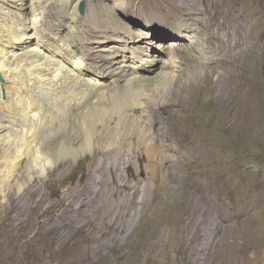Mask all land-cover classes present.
<instances>
[{"label": "rangeland", "instance_id": "1", "mask_svg": "<svg viewBox=\"0 0 264 264\" xmlns=\"http://www.w3.org/2000/svg\"><path fill=\"white\" fill-rule=\"evenodd\" d=\"M104 10H113L102 23L110 35L121 29L116 36L123 41L130 30L140 31L145 57L172 60L175 67L160 92L146 90L141 107L97 126L89 145L82 133L73 142L76 134L63 123L53 128L43 170H32L26 185L0 190V264H264V0H82L77 14ZM175 26L189 29L187 51ZM130 116L141 132L135 152L128 150ZM19 122L3 117L0 135L9 129L19 140ZM16 139L10 145L0 140V180H8L6 159ZM86 183L99 195L107 190L106 209L95 229L86 226L71 237L61 213L70 190ZM35 188L40 203L30 198ZM37 205H51L39 221Z\"/></svg>", "mask_w": 264, "mask_h": 264}, {"label": "bare ground", "instance_id": "2", "mask_svg": "<svg viewBox=\"0 0 264 264\" xmlns=\"http://www.w3.org/2000/svg\"><path fill=\"white\" fill-rule=\"evenodd\" d=\"M81 1L82 0H0V75H2L6 81L5 83L0 82V120H2L3 117H11L13 120H22L21 123H23L21 125L19 122V126H22L19 140L16 139L18 135L9 129L4 130L0 135V140L5 139L9 145L12 144L15 139L17 140V143L9 149L7 154L6 172L8 180L3 178V182L1 181L2 179L0 180V190L2 192H5L4 188L8 186V183L19 186L28 184L29 180L32 179V170H43L49 162V156H47L49 150H52L49 149L48 144L50 143V134H52L54 127H59V123H63L65 128L71 129L70 131L73 135L76 134L73 137V142H78L80 139L79 134L82 133L86 139L82 142H86V145H89L90 135L95 132L94 129L104 120L108 119V117L112 118V116H114L113 113L118 114V112L123 111L125 108L134 110L136 107L142 105L141 101L145 99L144 95L146 90L149 92L150 90L159 91L160 88L162 89L163 84L166 82L165 79L168 76V70L174 64L172 60L167 61L163 58L156 57V55H147L146 57L151 60L147 62V60H145L146 54L141 51V48H138L144 41V38L139 34V30V33L136 32L137 30H130L129 38L123 41L121 39L122 35H118L119 37L116 36L121 29L110 35L108 33L110 30L108 27H104L102 23L112 14L113 10H104L103 13L100 14L95 12L90 14L88 18H80L77 14V9ZM33 2L35 3L33 4ZM95 6L100 8V5L97 3ZM5 9L10 10H8L7 13L4 12ZM174 29V33H179L175 35V38L178 37L179 41L185 43V45H180V49L184 47L185 50H183L187 51L190 48L189 42L191 41V35L186 36L185 34L187 39H184V31L189 29L184 26H177V28L175 26ZM103 34H106V37L104 38L105 40L101 41L99 38ZM119 41L122 42L121 48L116 47V44H120ZM183 50L182 53H184ZM149 64H151V66H149ZM2 92H4L7 97L5 102H3L1 98ZM60 119L61 122L59 121ZM125 123L128 130V150L129 152H135L138 150L141 133L138 127V119L135 116H130ZM67 132H69V130H67ZM69 150L70 149H68V151ZM58 151L61 152V150ZM56 154H58L57 151ZM100 171L103 173L104 168L100 167ZM167 172L168 169L165 168L164 171L158 175V179L161 176H165ZM96 180L99 181V179ZM96 180L94 181L95 183ZM91 181L90 183L93 184ZM103 182H99V185L103 186ZM90 183H86L76 190H70L66 196L68 197L67 199L70 200L71 198V200L65 202L66 206L64 209L62 208L61 218L62 221L64 220L69 226V231L72 234L71 237L78 232L84 234L86 226L93 227L92 225L94 222L98 221L97 219L100 218V214L103 213V209L104 211L106 209L104 207L107 200V190L102 189L99 195L97 191L93 190L94 188ZM36 188L31 192L30 198L34 203H40L43 197L37 193ZM50 206L37 205L36 208L34 207L35 210H33L37 214L39 213V216H36V221H39L42 211L49 214ZM53 212L55 213V211ZM32 214L34 215V212ZM133 214L134 213H132V217L129 220L130 222L128 221L129 223L126 225L128 226L126 228L127 230L130 229L135 218ZM4 216H7V214ZM46 218L48 219V217ZM8 221H10V219ZM32 223L35 224V222ZM63 224L62 222V225ZM22 225L23 224L20 226ZM26 225L27 224H25V226ZM93 228L95 229V227ZM27 229L29 228L27 227ZM56 230L57 229H55V231ZM94 233L96 232L94 231ZM29 235L30 234H28V236ZM109 235L107 234L106 237L110 240L111 238ZM90 240H87V242ZM100 240L101 238L99 241ZM26 242L21 244L23 248L26 246ZM87 244L86 247H89ZM79 245L78 243V246ZM80 246H82V244ZM91 246L95 245L93 244ZM75 248L77 247L75 246ZM80 248L79 251L82 250ZM71 253L73 254V252ZM89 255L90 254H88V256ZM96 257L97 256H95V258ZM68 258V261L71 260ZM87 259L88 258H86V261ZM73 260L77 261L75 258ZM64 261H66V259Z\"/></svg>", "mask_w": 264, "mask_h": 264}, {"label": "water", "instance_id": "3", "mask_svg": "<svg viewBox=\"0 0 264 264\" xmlns=\"http://www.w3.org/2000/svg\"><path fill=\"white\" fill-rule=\"evenodd\" d=\"M80 10H81L82 13H84V10H85V6H84V4H82V5L80 6ZM0 80L3 81L2 77H0Z\"/></svg>", "mask_w": 264, "mask_h": 264}]
</instances>
